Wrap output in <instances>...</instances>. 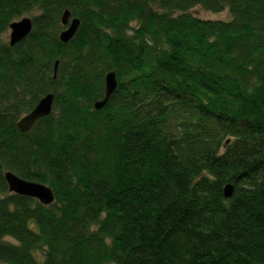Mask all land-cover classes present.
<instances>
[{
	"label": "trees",
	"instance_id": "16d2710c",
	"mask_svg": "<svg viewBox=\"0 0 264 264\" xmlns=\"http://www.w3.org/2000/svg\"><path fill=\"white\" fill-rule=\"evenodd\" d=\"M0 264H264V0H0Z\"/></svg>",
	"mask_w": 264,
	"mask_h": 264
},
{
	"label": "water",
	"instance_id": "95a60500",
	"mask_svg": "<svg viewBox=\"0 0 264 264\" xmlns=\"http://www.w3.org/2000/svg\"><path fill=\"white\" fill-rule=\"evenodd\" d=\"M61 25L63 30L59 34V41L62 44H67L76 34L80 22L76 18H72L68 10H64L61 16ZM32 20L24 17L12 23L9 26V46L23 41L32 31ZM58 63L54 64V77L56 75ZM117 88V80L114 72H110L104 79V98L101 101L95 102L93 108L95 111L105 107L113 93ZM53 104V95L44 96L32 111L23 116L17 123V128L20 133H27L40 119L46 118L51 114ZM8 192L17 196L37 200L41 205L48 206L54 201V197L50 188L35 182L23 180L11 172L4 173ZM233 194V187L227 185L223 189L225 199H230Z\"/></svg>",
	"mask_w": 264,
	"mask_h": 264
},
{
	"label": "rangeland",
	"instance_id": "374dc122",
	"mask_svg": "<svg viewBox=\"0 0 264 264\" xmlns=\"http://www.w3.org/2000/svg\"><path fill=\"white\" fill-rule=\"evenodd\" d=\"M193 14L196 15L197 17H200V18H203V19H218V20H228L229 19V16H228V14L226 12L220 13V14H212V13H208V12L202 11L201 9H197V10L193 11ZM24 17L31 18V15L30 14H26V15L23 16V18ZM2 40L5 41V42L9 41V32L5 33L2 36Z\"/></svg>",
	"mask_w": 264,
	"mask_h": 264
},
{
	"label": "clouds",
	"instance_id": "9594fccd",
	"mask_svg": "<svg viewBox=\"0 0 264 264\" xmlns=\"http://www.w3.org/2000/svg\"><path fill=\"white\" fill-rule=\"evenodd\" d=\"M6 240L10 239L9 237H5Z\"/></svg>",
	"mask_w": 264,
	"mask_h": 264
}]
</instances>
